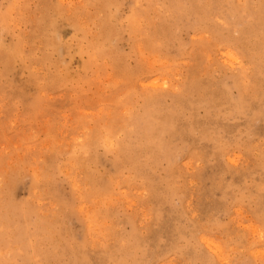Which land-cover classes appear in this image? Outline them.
<instances>
[{"label":"rangeland","instance_id":"obj_1","mask_svg":"<svg viewBox=\"0 0 264 264\" xmlns=\"http://www.w3.org/2000/svg\"><path fill=\"white\" fill-rule=\"evenodd\" d=\"M0 264H264V0H0Z\"/></svg>","mask_w":264,"mask_h":264},{"label":"bare ground","instance_id":"obj_2","mask_svg":"<svg viewBox=\"0 0 264 264\" xmlns=\"http://www.w3.org/2000/svg\"><path fill=\"white\" fill-rule=\"evenodd\" d=\"M93 194V193H92ZM91 198H92V196H91ZM108 241V240H107Z\"/></svg>","mask_w":264,"mask_h":264}]
</instances>
